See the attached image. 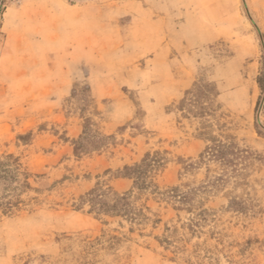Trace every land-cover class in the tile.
I'll use <instances>...</instances> for the list:
<instances>
[{
	"label": "rangeland",
	"instance_id": "1",
	"mask_svg": "<svg viewBox=\"0 0 264 264\" xmlns=\"http://www.w3.org/2000/svg\"><path fill=\"white\" fill-rule=\"evenodd\" d=\"M203 81L219 91L224 127L212 132L253 151L242 174L202 197L206 212L147 194L140 226L77 209L97 183L130 190L133 179L106 171L148 152L167 158L163 189L222 171L198 164L201 119L178 109ZM86 118L112 137L78 156ZM9 154L40 191L0 211V264H264V0H0V157Z\"/></svg>",
	"mask_w": 264,
	"mask_h": 264
},
{
	"label": "trees",
	"instance_id": "2",
	"mask_svg": "<svg viewBox=\"0 0 264 264\" xmlns=\"http://www.w3.org/2000/svg\"><path fill=\"white\" fill-rule=\"evenodd\" d=\"M218 95L219 91L214 82L196 83L191 89L186 90L178 109L186 117L201 119L200 135L207 144L200 154L198 164L218 163L222 170L219 174L207 177V180L195 187L182 188L176 185L163 189L155 181V177L158 171L164 169L167 158L160 151L148 152L139 163L125 165L115 171L112 169L106 171L112 173L116 179H133V187L130 190L120 192L110 184L97 183L93 189L79 197L75 203L77 209L88 205L89 211L97 215L121 216L131 224L140 226L150 219L147 215L150 207L144 203H137L147 194L169 201L176 209L186 210L195 217L203 215L207 209L201 203L211 193H216L232 177L242 174L247 167L243 163L245 158L253 153L250 149L241 147L228 135H224L223 131L218 134L212 132L215 127L220 130L224 127L219 118L216 119L215 99ZM85 121L83 134L73 140L74 152L78 156L100 150L112 137L105 135L99 128L93 132L92 126L98 123H95L96 121L92 118H86ZM31 175V172L13 154L5 158L0 157V211L8 214L15 213L26 204L27 200L36 198L28 195L30 191H40L32 186Z\"/></svg>",
	"mask_w": 264,
	"mask_h": 264
}]
</instances>
